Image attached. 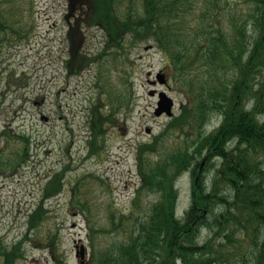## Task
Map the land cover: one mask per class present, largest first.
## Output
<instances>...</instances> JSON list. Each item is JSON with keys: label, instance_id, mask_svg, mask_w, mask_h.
I'll list each match as a JSON object with an SVG mask.
<instances>
[{"label": "trees", "instance_id": "16d2710c", "mask_svg": "<svg viewBox=\"0 0 264 264\" xmlns=\"http://www.w3.org/2000/svg\"><path fill=\"white\" fill-rule=\"evenodd\" d=\"M63 17L66 76L98 65L89 155L102 156L107 131L121 124L119 110H129L119 102L125 94L114 98L104 88V57L116 64L121 56L128 60V46L154 44L167 85L183 98L162 131L136 144L138 185L128 211L109 213L108 230L89 224L91 206L80 203L78 186L72 189L70 207L89 221L87 264H264V0H66ZM34 18V0H0V50L34 33ZM88 29L103 33L96 55L84 50ZM213 119L220 122L209 131ZM11 131L0 132V178L30 159L28 138ZM12 141L21 147L9 151ZM66 169L46 176L27 230L38 227L45 202L64 190ZM184 173L192 192L180 219L175 184ZM145 195L156 199L137 213ZM110 233L120 238L96 243L97 234ZM25 240L8 247L0 238V264L22 259Z\"/></svg>", "mask_w": 264, "mask_h": 264}, {"label": "rangeland", "instance_id": "374dc122", "mask_svg": "<svg viewBox=\"0 0 264 264\" xmlns=\"http://www.w3.org/2000/svg\"><path fill=\"white\" fill-rule=\"evenodd\" d=\"M65 12L66 0H34V33L0 50V95L4 94L0 132L7 127L27 137L30 144V159L16 173L0 178V238L10 247L27 237L21 247L23 257L16 264H80L76 246L84 247L82 260L87 264L92 252L88 225L108 230L110 212L117 216L130 209L138 185L135 146L157 135L169 121L165 116L154 117L159 94L165 92L174 101L173 116L183 104L180 94L155 84L157 74H164V60L157 48L150 47L154 44L128 46V60L121 56L116 64L111 57H104L100 61L104 88L114 98L117 93L125 94L124 103L119 102L129 110H119L121 124L107 131L102 156L89 155L88 119L99 94L98 65L78 76H66ZM102 35L97 29L86 31L84 50L90 56L101 52ZM219 122L213 119L212 126ZM173 138L167 139L165 148H170ZM16 147L21 144L12 141L8 150ZM65 167L64 190L45 202L46 215L38 227L27 230V216L42 197L46 176ZM76 186L80 203L91 206L90 223L70 207ZM191 187L188 173L176 181L177 216H183L189 207ZM155 199L143 196L140 209L134 210L141 213ZM52 238L54 242L49 245ZM117 238L120 235L115 233L97 234L95 241L104 246Z\"/></svg>", "mask_w": 264, "mask_h": 264}, {"label": "water", "instance_id": "95a60500", "mask_svg": "<svg viewBox=\"0 0 264 264\" xmlns=\"http://www.w3.org/2000/svg\"><path fill=\"white\" fill-rule=\"evenodd\" d=\"M159 80L161 82H165V80L161 77L158 76ZM173 101L171 98H169L165 93H160L159 94V102L157 103V108L154 112L155 116H160L162 113H165L166 116L171 117L172 115V107H173Z\"/></svg>", "mask_w": 264, "mask_h": 264}, {"label": "bare ground", "instance_id": "6f19581e", "mask_svg": "<svg viewBox=\"0 0 264 264\" xmlns=\"http://www.w3.org/2000/svg\"><path fill=\"white\" fill-rule=\"evenodd\" d=\"M89 30V29H88ZM87 31V30H86ZM86 33V32H85ZM158 76H160L159 74H157V76H156V78H155V84H157V85H160V86H162V87H165L166 89L169 87L167 84V82H161L160 80H159V78H158ZM172 110V109H171ZM160 116H165V117H167L166 116V114L165 113H162ZM160 116H158V117H160ZM154 117H156L155 116V114H154ZM213 124H212V122L211 123H209V125H208V127H207V130H209V131H212V130H214V129H216L218 126H216V127H214V126H212ZM155 136V135H154ZM153 137V136H152ZM204 162V161H203ZM185 174L186 173H184V176H185ZM208 175V174H207ZM208 177V176H207ZM206 177V180H207V182H208V178ZM198 180V177L197 178H195V183H196V181ZM191 181H192V179H191ZM136 189V188H135ZM135 191V190H134ZM183 216H184V214H183ZM183 216H181L180 217V219H182L183 218ZM84 256H85V251H83L82 253H81V255H80V264H85V262L82 260L83 258H84Z\"/></svg>", "mask_w": 264, "mask_h": 264}]
</instances>
